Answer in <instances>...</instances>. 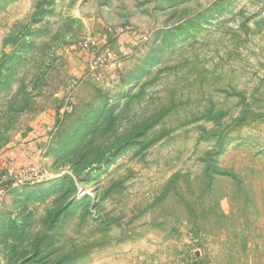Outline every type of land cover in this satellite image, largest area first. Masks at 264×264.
Masks as SVG:
<instances>
[{
    "label": "rangeland",
    "instance_id": "374dc122",
    "mask_svg": "<svg viewBox=\"0 0 264 264\" xmlns=\"http://www.w3.org/2000/svg\"><path fill=\"white\" fill-rule=\"evenodd\" d=\"M0 264H264V0H0Z\"/></svg>",
    "mask_w": 264,
    "mask_h": 264
},
{
    "label": "built area",
    "instance_id": "2783aa9c",
    "mask_svg": "<svg viewBox=\"0 0 264 264\" xmlns=\"http://www.w3.org/2000/svg\"><path fill=\"white\" fill-rule=\"evenodd\" d=\"M93 45H95V42H93ZM110 59H111L110 51L103 52V54H99L94 58V60L91 63V69L94 70L93 73L95 78L101 80L104 77V73L102 72V69L108 67L109 65L112 66V62H111L112 59L111 60Z\"/></svg>",
    "mask_w": 264,
    "mask_h": 264
},
{
    "label": "crops",
    "instance_id": "0c3cea01",
    "mask_svg": "<svg viewBox=\"0 0 264 264\" xmlns=\"http://www.w3.org/2000/svg\"><path fill=\"white\" fill-rule=\"evenodd\" d=\"M124 40H127L126 41V43L128 42V44H129V46H124V48H123V51L124 52H130V50L132 49V47H134V46H132V44H131V42L133 43V45H134V43H136L133 39H130L129 37H127V38H124ZM122 41V40H121ZM118 44V43H117Z\"/></svg>",
    "mask_w": 264,
    "mask_h": 264
}]
</instances>
